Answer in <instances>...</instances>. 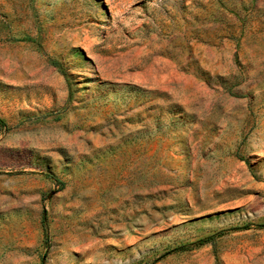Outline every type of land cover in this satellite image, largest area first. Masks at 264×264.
<instances>
[{
    "label": "rangeland",
    "instance_id": "obj_1",
    "mask_svg": "<svg viewBox=\"0 0 264 264\" xmlns=\"http://www.w3.org/2000/svg\"><path fill=\"white\" fill-rule=\"evenodd\" d=\"M0 117V264H264V0H0Z\"/></svg>",
    "mask_w": 264,
    "mask_h": 264
},
{
    "label": "trees",
    "instance_id": "obj_2",
    "mask_svg": "<svg viewBox=\"0 0 264 264\" xmlns=\"http://www.w3.org/2000/svg\"><path fill=\"white\" fill-rule=\"evenodd\" d=\"M6 122L4 121V119H2L0 117V128H3V127H6ZM258 227H264V223H260V224H257ZM44 234H45V238L48 239L49 237V229H48V225L47 223L45 222L44 225ZM234 228H245V229H248L250 228V224H246L242 227H234ZM228 229H224V230H221V231H218L216 233H213L209 236H206V237H203L201 239H199L197 242H195L194 244L199 246V245H203V244H206V243H214L215 239L218 237V236H221L223 235L225 232H227Z\"/></svg>",
    "mask_w": 264,
    "mask_h": 264
}]
</instances>
